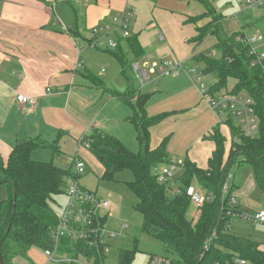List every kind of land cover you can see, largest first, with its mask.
Instances as JSON below:
<instances>
[{
    "label": "trees",
    "instance_id": "obj_1",
    "mask_svg": "<svg viewBox=\"0 0 264 264\" xmlns=\"http://www.w3.org/2000/svg\"><path fill=\"white\" fill-rule=\"evenodd\" d=\"M192 1L201 4L205 12L189 21L210 18L206 25L196 28L198 36L195 41L200 42L206 34L215 35L217 39L214 46L219 51V57L210 58L202 54L197 57L204 64L203 74L214 81L210 91L212 94L222 89L226 92L227 80H235L234 88L226 93L238 95L244 92L251 98L258 121L257 136L251 139L239 127L231 129L234 120L228 117L225 123L231 129V144L228 159L224 162V137L218 125L214 126L210 140L215 149L207 168L200 169L185 161L177 181L178 192H171L169 187L157 180V173L154 172L160 165L170 162L165 150L166 140L153 149L149 146L150 127L160 118L146 115L148 95L135 91L129 82L125 70L131 65L125 60L118 44L115 52L110 53L118 61L121 74L129 83L124 92L109 93L127 102L135 99L133 105L130 103L133 115L129 122L136 131L140 150L133 154L116 137L93 132L85 137L89 144L87 151L102 167L100 180H115L116 175L125 170L132 173V180L126 185L136 199L133 208L142 217L140 231L162 244L169 264H235L236 257L247 264H264V253L258 245L230 233L231 218L222 211V206H227L231 197L232 187L225 194L222 187L233 164L249 165L259 180L264 177V61L262 65H252L246 45L235 42V36L220 38L217 29L220 16L215 15L208 0ZM125 45L135 61L144 56L136 35L126 38ZM44 146L38 138L22 140L14 145L5 165H0V185L7 188V197L0 203V254L3 264H12L18 256L27 257L34 247L40 250L50 247V231L57 225V215L50 203L55 196L64 194L73 175L71 169L57 167L53 161L33 160L32 151ZM51 147L56 151L54 144ZM194 179L212 199L204 204L197 222L192 224L188 216L190 202L186 190ZM72 248L92 259L93 264H102L95 251L82 244L63 241L59 252L74 255ZM134 253L135 249L121 250L119 263L129 264Z\"/></svg>",
    "mask_w": 264,
    "mask_h": 264
},
{
    "label": "rangeland",
    "instance_id": "obj_2",
    "mask_svg": "<svg viewBox=\"0 0 264 264\" xmlns=\"http://www.w3.org/2000/svg\"><path fill=\"white\" fill-rule=\"evenodd\" d=\"M249 2L251 0H247L240 5L243 12L239 15L227 14L220 19L219 34L221 39L237 36L241 33L260 35L264 39V0L259 7H252L248 4ZM154 3V0L141 2L140 10L135 8V18L129 28L134 33H140V39L142 42L144 41L143 47L146 50L144 55H152L153 57L150 62L157 64L171 62L173 67H178V64H182V67H179L180 73L174 78L150 74L149 81L143 85L136 79L130 67H126V76L129 82L134 85L135 91L142 95H148L145 104L146 115L149 118H160L157 123L150 127L149 146L153 149L165 139V150L170 161L183 164L185 161H189L195 164L196 167L205 169L215 149L213 142L210 140V133L213 127L218 125V129L224 137L223 160L226 162L231 144V129L238 128L239 124L234 121L233 125H230V129L228 124L225 123L227 117L224 115L217 116L208 103L219 95H226V92L234 88L236 81L228 79L226 85L228 91L225 92L222 89L212 94L210 87H212L214 81L209 75L204 74L205 77L201 81L202 87L200 83H195L191 78L197 77L198 72H202L204 69V64L197 60L199 55L202 54L210 58L219 57V51L214 46L217 40L216 36L206 34L200 42L195 41L198 33L195 31L194 25L199 26L198 23L202 24L200 21L203 18L194 22L189 20L185 22L182 15L160 11V9L154 8ZM153 21H157L161 25V31L158 29L145 30V25ZM161 35L164 38H161ZM115 50L100 49V51H108L104 54L105 57L110 59H105L102 62L105 64L106 60H110L106 65L107 73H110L113 79L121 80V84L112 83L110 87L122 92L125 79L120 74V66L112 58L114 56L109 53L115 52ZM123 54L128 64L135 61V57L128 48L123 51ZM145 61L147 59H141L139 66H142ZM189 71H193V73H188ZM240 94L246 95L244 92ZM134 103L135 100L132 99L131 105ZM121 109L125 114L128 112L130 118L132 117V106L125 105ZM111 116L114 120L119 119L117 108L111 109L108 106L103 112V118H111ZM120 128L122 129L121 132H114L112 135L118 138L131 153L136 154L139 152L136 131L132 123L127 122L121 125ZM62 149L64 155L54 161L55 165L65 170L71 169L72 158L75 153L70 159L67 158L69 157L67 149ZM85 151L86 149L83 147L79 148V157L86 166L85 171L80 175H76L75 170L72 169L71 173L80 186L96 192L102 200L110 204L105 230L107 233H113L114 236L107 239L108 250L103 256H100V258L102 257V264H120L119 253L125 249H135L134 256L129 264H156L154 262L155 257L169 259L158 240L140 231L142 217L134 210L133 206L136 199L126 185V182L132 180V173L125 170L116 175L115 180H100L101 165L94 157L88 154L85 155ZM31 157L33 160L37 159L35 154ZM47 159L40 161H49L50 158ZM182 170L172 177L176 184ZM157 171L158 169L154 170L156 173ZM231 174L233 180L226 179V183L229 189L232 187L230 193L232 198L237 201L238 210L241 214L253 216L259 211H264V177L259 180L249 165L239 163L233 164ZM191 186L199 187L207 192L195 179L192 181ZM0 194L1 202L6 198L4 185H0ZM65 203V194H60L54 197L50 205L55 214H59ZM123 225L127 227L123 229ZM229 231L233 236L240 239H249L258 246L264 239V224L238 217L231 218ZM258 248L264 252L263 246L260 245ZM40 254L41 250L34 247L29 251L27 257H15L12 264H28L31 259L32 262L39 264L41 262L40 258H42ZM43 263L44 260L40 264ZM45 264L58 263L52 261ZM85 264H93V262Z\"/></svg>",
    "mask_w": 264,
    "mask_h": 264
},
{
    "label": "crops",
    "instance_id": "obj_3",
    "mask_svg": "<svg viewBox=\"0 0 264 264\" xmlns=\"http://www.w3.org/2000/svg\"><path fill=\"white\" fill-rule=\"evenodd\" d=\"M208 1L221 19L227 14L242 13L240 5L247 0ZM141 2L145 0H65L53 5L45 0H0V165H5L14 145L22 140L38 138L45 146L36 148L31 156L35 154L39 161L50 158L55 164L64 155L62 148L67 149V158L74 153L79 157L80 137H89L93 132L114 136V132L122 131L120 126L129 122L130 115L121 107H130L131 101L110 95V91H117L111 84H121V80L107 73L110 60L102 63L110 59L104 54L108 51L91 48L86 36L126 7L132 9L130 27ZM154 2V8L182 15L185 22L205 12L201 4L192 0ZM209 21V17L203 18L202 24L194 25L195 31ZM144 28L162 29L157 21ZM220 28L219 22L218 33ZM129 32L130 36H137L144 53L140 33L130 28ZM119 47L123 51L127 48L125 39ZM128 83L125 79L122 92ZM17 94L33 98L34 107L19 105L15 100ZM108 106L117 108L119 119L103 118ZM84 154L92 156L87 149ZM40 259L39 264L44 260Z\"/></svg>",
    "mask_w": 264,
    "mask_h": 264
},
{
    "label": "built area",
    "instance_id": "obj_4",
    "mask_svg": "<svg viewBox=\"0 0 264 264\" xmlns=\"http://www.w3.org/2000/svg\"><path fill=\"white\" fill-rule=\"evenodd\" d=\"M45 1L53 5L65 0ZM262 2L263 0H251L248 4L252 7H259ZM131 18L132 9L131 7H126L109 21L90 30L86 38L91 48L98 50L101 48L116 49L119 40L130 37L129 22ZM234 41L247 46L248 55L252 57V65H262L264 61V39L260 35H245L242 33V36H235ZM141 59H147V61L143 62L142 66H139ZM141 59L133 62L130 66L131 71L141 85L149 81L150 74H157L162 77H177L180 73L179 67H182V64H178V67H173L171 62L163 64L150 62L153 59L150 55L144 56ZM188 73H193V71H189ZM204 77L205 75L202 72H198L197 77L191 78L195 83L201 84ZM46 91L48 92L49 90ZM15 100L23 107L27 106L28 109L34 107V100L31 97L17 94ZM208 104L217 116L224 115L237 121L241 132L245 136L251 139L257 136L258 121L253 111V102L247 95H219L216 99H211ZM77 144L84 149H87L89 146L88 140L84 137H80L77 140ZM72 162L71 167L75 170L76 175H80L85 171L86 166L77 153L72 158ZM183 167V163H175L174 161L161 165L157 171V180L169 187L171 192L177 193V184L172 180V177L182 170ZM226 179L233 180L231 172L228 173ZM226 179L222 187L223 194L229 190ZM64 194L66 196V203L59 214H56L57 225L51 229L49 235L50 247L41 250V255L45 263L52 261L58 264H85L92 262V259L85 257L80 250L76 251V248H72L75 252L74 255H69L66 252L61 253L59 250L63 241H66L71 244H82L94 250L97 256H99L98 258L103 256L108 250L107 239L114 236L113 233H107L105 230L110 204L102 200L95 192L81 187L78 181L73 178L68 180ZM186 195L191 206L188 216L190 222L195 224L200 216L202 207L212 197L201 188H195L194 186L187 188ZM222 211L230 218L238 217L247 221L264 224V211H260L253 216L241 214L238 210L237 201L232 196L228 198L227 206H222ZM126 227V225H123V229ZM208 242L205 244V250L208 248ZM261 246L264 247V240ZM154 262L156 264H169V260L162 257H155ZM234 263L247 264L237 257L234 258ZM28 264L36 263L30 261Z\"/></svg>",
    "mask_w": 264,
    "mask_h": 264
},
{
    "label": "water",
    "instance_id": "obj_5",
    "mask_svg": "<svg viewBox=\"0 0 264 264\" xmlns=\"http://www.w3.org/2000/svg\"><path fill=\"white\" fill-rule=\"evenodd\" d=\"M0 246H1V241H0ZM0 264H3L2 259H1V254H0Z\"/></svg>",
    "mask_w": 264,
    "mask_h": 264
}]
</instances>
